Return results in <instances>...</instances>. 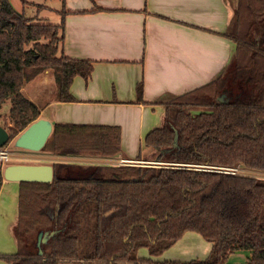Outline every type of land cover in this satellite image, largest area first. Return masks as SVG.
Listing matches in <instances>:
<instances>
[{
    "label": "trees",
    "instance_id": "16d2710c",
    "mask_svg": "<svg viewBox=\"0 0 264 264\" xmlns=\"http://www.w3.org/2000/svg\"><path fill=\"white\" fill-rule=\"evenodd\" d=\"M68 12L61 10L60 24L34 22L0 0V112L10 100L3 123L9 143L41 117L23 92L27 82L52 69L57 99L69 102L74 78L93 72L92 61L62 51ZM230 36L236 51L228 68L165 102L162 124L144 139L159 161L192 166L54 163L53 181L19 183L18 251L5 256L10 264H264V178L197 167L264 170V0H238ZM138 96L143 101L142 82ZM46 147L113 157L121 152V128L55 123ZM3 181L0 168V190ZM187 232L211 244L207 258L154 259ZM141 248L148 258L138 256ZM240 251L244 262H231Z\"/></svg>",
    "mask_w": 264,
    "mask_h": 264
},
{
    "label": "crops",
    "instance_id": "0c3cea01",
    "mask_svg": "<svg viewBox=\"0 0 264 264\" xmlns=\"http://www.w3.org/2000/svg\"><path fill=\"white\" fill-rule=\"evenodd\" d=\"M64 4L69 12L64 18L62 51L72 59L92 61L93 72L88 79L74 78L71 85L74 101L57 99L54 72L50 70L27 82L23 92L39 106L41 117L53 125L119 126L121 152L113 157L53 152H34L28 156L12 152L14 158L50 164L123 165L121 161L127 160L144 166L143 161L156 162L159 160L156 151L145 147L144 139L162 124L164 103L210 83L230 65L236 51L230 35L237 30L238 0H65ZM96 6L101 9L94 10ZM141 82L143 101L138 96ZM9 182L4 179L0 198L3 192L12 189L10 197L15 196L16 218L10 228L16 250L4 257L18 251L14 228L19 214L20 182L12 181L16 183L8 187ZM185 238L195 242L198 256L184 246ZM203 241L199 234L187 232L174 245L179 246L181 254L170 253L173 246L154 259L190 261L194 255L198 257L195 259H205L211 244ZM237 254L243 260L247 258V252ZM138 256L148 258L149 252L146 256L138 251ZM62 263L105 264L84 259Z\"/></svg>",
    "mask_w": 264,
    "mask_h": 264
},
{
    "label": "rangeland",
    "instance_id": "374dc122",
    "mask_svg": "<svg viewBox=\"0 0 264 264\" xmlns=\"http://www.w3.org/2000/svg\"><path fill=\"white\" fill-rule=\"evenodd\" d=\"M13 7L19 11L24 12L27 16L34 18V22H43V23H50V24H60L61 22V13L60 10L64 8L65 0H10ZM51 72L52 69H49ZM47 71V70H46ZM45 72V71H44ZM42 72V73H44ZM41 73V74H42ZM40 74V75H41ZM51 88L52 85L50 86ZM53 95V94H52ZM10 100H7L2 109L0 114V122L1 124L7 121V116L10 108ZM17 137V136H16ZM8 149L11 152H19L20 155H28L33 156L34 152L30 150L21 149L15 146L14 140H12L8 145ZM49 152L48 148L46 147L44 150L39 151V153ZM14 156V155H13ZM154 161V160H152ZM11 163H25V164H45L44 161H32L26 158H12L10 159L6 165ZM50 164V163H49ZM240 174L256 176L260 178H264V170L258 169H251V168H244L239 166ZM16 182H9L8 187H11ZM1 191V190H0ZM12 189L10 188L7 192H3L0 198V264H8V261L4 257V254L13 252L16 250V241L12 235V231L10 228L11 221L16 218V206L14 203V197H10ZM202 239V238H201ZM186 241V242H185ZM189 239H184V246L188 247V250L191 249L193 252L195 251V242H189ZM206 241V240H205ZM203 241L204 243H207ZM197 244V243H196ZM179 245V244H178ZM92 247V246H91ZM185 248V247H183ZM176 252V254H181L182 251L179 246H174L170 253ZM200 252H202L200 250ZM199 251L197 252V256L199 255ZM139 255H146L148 256V250L145 248H141L139 250ZM196 255L195 257H191L192 259L198 258ZM203 256V255H200ZM174 258V257H173ZM231 262H244L241 256H238L237 253L231 256ZM67 264V263H62ZM131 264V263H126Z\"/></svg>",
    "mask_w": 264,
    "mask_h": 264
},
{
    "label": "water",
    "instance_id": "95a60500",
    "mask_svg": "<svg viewBox=\"0 0 264 264\" xmlns=\"http://www.w3.org/2000/svg\"><path fill=\"white\" fill-rule=\"evenodd\" d=\"M220 101H224L222 97ZM52 132L53 123L49 119L40 117L13 139L14 144L21 149L39 152L46 148ZM10 138L8 129L0 123V148L9 143ZM3 176L5 180L16 182H51L54 179V165L11 163L4 167ZM51 234H55V231ZM46 238L47 234L44 235L43 241H46Z\"/></svg>",
    "mask_w": 264,
    "mask_h": 264
},
{
    "label": "built area",
    "instance_id": "2783aa9c",
    "mask_svg": "<svg viewBox=\"0 0 264 264\" xmlns=\"http://www.w3.org/2000/svg\"><path fill=\"white\" fill-rule=\"evenodd\" d=\"M13 153L8 149V147H2L0 148V168H1V172L3 174V170L4 167L6 166V163L12 159ZM145 165H152V166H192V165H188V164H176V163H165V162H161V161H156V162H142ZM121 164L123 165H140L138 164V162H130L127 160H122ZM144 165V166H145ZM201 169H214V170H218V171H225V172H229V173H233L236 174L239 172V168H220V167H210V166H197Z\"/></svg>",
    "mask_w": 264,
    "mask_h": 264
}]
</instances>
